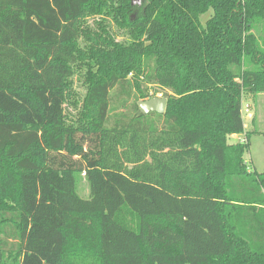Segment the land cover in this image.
<instances>
[{
    "label": "trees",
    "instance_id": "16d2710c",
    "mask_svg": "<svg viewBox=\"0 0 264 264\" xmlns=\"http://www.w3.org/2000/svg\"><path fill=\"white\" fill-rule=\"evenodd\" d=\"M142 1L0 0V264H264V0Z\"/></svg>",
    "mask_w": 264,
    "mask_h": 264
},
{
    "label": "rangeland",
    "instance_id": "374dc122",
    "mask_svg": "<svg viewBox=\"0 0 264 264\" xmlns=\"http://www.w3.org/2000/svg\"><path fill=\"white\" fill-rule=\"evenodd\" d=\"M133 2V0H132ZM133 4L136 6H141L143 4L142 0H134ZM103 19L107 20L108 27L113 31L116 35L117 40H124L128 39L127 31L123 29H119L115 22L111 20L110 17L106 15H97L96 13L90 14L87 13L78 25L81 28L80 36H79V44L84 46L87 44V38L85 34H83V29H92L98 28L97 23H102ZM206 16H204V20ZM75 78L73 79V87H74V98L80 99L81 102L82 98L86 93V85L83 81V77L80 74H76ZM151 94L154 96L163 97V90L156 89V86H152ZM156 92V93H155ZM135 97H131L128 102L133 103ZM120 102L119 104H121ZM67 112L75 115L77 110L73 108L71 104L66 105ZM121 112H126V108L123 105L119 106ZM243 117L245 120V124L247 125V129L245 132L240 134H233L229 136L230 142H237L245 139L247 133H251V145L250 150L245 153L246 160L250 163L251 168L253 170L258 171L259 173L264 172V92L258 94H245L244 96V103H243ZM258 130L259 132H254ZM239 137H241L239 139ZM77 188L80 195L83 198H88L90 196V184L88 179L85 176V173H81L78 175L77 178Z\"/></svg>",
    "mask_w": 264,
    "mask_h": 264
},
{
    "label": "water",
    "instance_id": "95a60500",
    "mask_svg": "<svg viewBox=\"0 0 264 264\" xmlns=\"http://www.w3.org/2000/svg\"><path fill=\"white\" fill-rule=\"evenodd\" d=\"M166 104H167V98L165 96L163 97L154 96L139 101V106L143 113H149L151 111L164 113L166 109Z\"/></svg>",
    "mask_w": 264,
    "mask_h": 264
},
{
    "label": "crops",
    "instance_id": "0c3cea01",
    "mask_svg": "<svg viewBox=\"0 0 264 264\" xmlns=\"http://www.w3.org/2000/svg\"><path fill=\"white\" fill-rule=\"evenodd\" d=\"M246 129H247V125L245 124V131H246ZM240 134V133H239ZM241 137H239V139H240ZM241 140V139H240Z\"/></svg>",
    "mask_w": 264,
    "mask_h": 264
}]
</instances>
